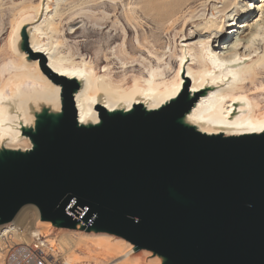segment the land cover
I'll return each instance as SVG.
<instances>
[{
	"label": "water",
	"instance_id": "water-1",
	"mask_svg": "<svg viewBox=\"0 0 264 264\" xmlns=\"http://www.w3.org/2000/svg\"><path fill=\"white\" fill-rule=\"evenodd\" d=\"M23 39L31 54L25 31ZM45 64L43 54L42 70L62 84V115L27 132L29 152L0 153V226L34 205L43 220H87L165 264H264V133L185 126L186 96L148 112L98 106L101 123L79 126L78 83Z\"/></svg>",
	"mask_w": 264,
	"mask_h": 264
},
{
	"label": "bare ground",
	"instance_id": "bare-ground-1",
	"mask_svg": "<svg viewBox=\"0 0 264 264\" xmlns=\"http://www.w3.org/2000/svg\"><path fill=\"white\" fill-rule=\"evenodd\" d=\"M91 1L99 7H108V3L111 2L110 0ZM198 1L189 0L188 3L184 2L185 4L182 2L174 14L168 16L169 20L174 17L173 21L178 20L176 16L180 13L186 16L180 33L191 22L196 23L197 19L194 17ZM204 1L205 8L210 3L218 2ZM54 4V0H48L46 3L48 14L43 7L41 8L40 0L22 4L14 12L12 22L10 21L11 33L7 39L10 57L2 62L10 68L4 74H0V153L29 152L34 148V143L27 132L35 133L38 126L46 119L56 124L62 115V84L59 79H54L42 70L43 54L47 57V64L44 65L46 69L78 83L79 87L74 90L73 99L79 126L90 127L101 123L98 106L103 107L109 114L117 112L127 114L135 105H140L148 112L160 110L172 104L180 96H186L192 101V105L178 119L185 126L193 127L206 135L225 137L264 133V81L260 80L264 78V47L259 50L258 47L253 46L255 39L264 42V16L252 25L249 23L250 16L246 14L249 7H260L261 13L264 14V4L258 6L252 4V0H248L242 8L220 12L219 16H215L212 11L211 17L203 18L204 23L202 20L201 24H195L191 32L192 37L179 45L183 48L184 54H181L179 48L178 53L175 54L177 67L170 77L164 72L165 66L168 65L167 58H163L165 52L158 54L154 44L146 38H141L136 31L131 49L134 52L147 53L148 57L154 58L157 64L155 66L149 64L148 68L143 65L145 74L132 75L130 84L126 81L125 69L128 62L126 57H121L123 54L131 55L126 44H122L119 51L116 50L117 47L106 49L103 55L105 64L99 68L93 61L76 58L71 51L65 52L60 49L61 39H55L53 34L57 31L55 18L61 13L57 5L53 6ZM116 8L117 6L114 5L113 10L116 11ZM234 11H236L235 15H232ZM245 15L247 17L242 20L243 23L235 25V21ZM91 17L94 21L101 22L104 18H109L107 14L99 18L94 13ZM128 17L134 18L132 15L125 16ZM234 27L238 29L235 30ZM131 28L132 26L125 28L127 33ZM247 29L250 33L244 36L243 33ZM24 31L29 40L30 53L36 55L34 58L23 49ZM77 31L78 28L70 33L74 34ZM205 34L207 35L204 39L195 38L203 37ZM256 43L259 45V42ZM242 49L244 52L241 53ZM249 54L252 58H256L250 57L251 60L239 65L238 60L249 59ZM183 55L184 58L186 57L184 60H182ZM139 58L141 65L147 60V57L142 55H139ZM116 61L120 64L119 68H123L118 79L112 74ZM189 84H191L190 89H188ZM31 206L37 213V219L30 234L35 231V234L38 233L46 238V234L40 233L42 227L63 230L59 234V244L62 243L64 252H69L76 243L88 241L97 245L101 248V253L110 257L108 264H165L166 262L164 256L146 249L139 251L133 243L120 236L89 227L87 220H81L71 228H62L61 220H43L39 216L38 209L34 205ZM24 208L5 226L14 225L12 231L21 229L19 227L23 226L24 216L21 214ZM21 240L27 241L23 238Z\"/></svg>",
	"mask_w": 264,
	"mask_h": 264
},
{
	"label": "rangeland",
	"instance_id": "rangeland-1",
	"mask_svg": "<svg viewBox=\"0 0 264 264\" xmlns=\"http://www.w3.org/2000/svg\"><path fill=\"white\" fill-rule=\"evenodd\" d=\"M110 1L113 4L109 2L107 5L108 7H99L98 5L94 4V1L91 0H54L55 4L53 6L57 5L59 8V13L61 14H59V16H56L55 18L57 33L55 32L53 36L55 39H61L59 41L62 42L60 46V49L62 51L67 52L68 50L71 51L73 56L76 58H84L86 61L90 62L93 61L94 64H98V68L102 67V65L105 64L103 55L109 48L117 47V49H115L119 51V48L122 47V44H126L125 46L130 51L131 55L128 56L123 54L121 55V57H126L125 59L128 62L125 70L127 73L126 81L130 84L132 75L145 74L144 66L145 68H148L149 64H152L153 66L157 64L156 60L154 58L148 57L147 53H144L142 51L134 52L131 49V44L134 43V36L136 31H138L141 38H146L147 41H150V43L154 44V46L158 49V54L165 52V56L163 58H167L166 61L168 62V65L165 66L164 72L167 77H170L171 75H173V71L177 67V57L175 56V54L178 53L179 48H181L180 46L182 44V41L188 40L192 37L191 32L195 24H201L202 20V23H204L205 20L203 18L211 17L212 11H214L215 16H219L220 12H229L230 10H236V8H242V5L248 0H225V3H221V0H217L218 2L210 3L206 8L205 1L199 0L197 2L198 7L195 11V15L197 17H194V19H197L196 23L191 22L183 28L181 33L180 29L182 26V22L184 21L186 16H182L180 15V13L176 16L178 20L175 21H173L174 17L169 20L168 16L170 14H174V11L179 6H181L182 2L188 3L189 0ZM258 1L259 0H252V4L255 3L258 6L264 4V2ZM31 2H34V0H0V74H4L6 70L10 68L9 65L3 64L2 62L8 60V58L10 57L7 39H9L11 33L10 23L12 22L11 19L14 17L13 14L22 4ZM47 2L48 0H40L41 8L43 7V9H45L46 14L49 13L46 10ZM184 4H182V6ZM114 5L117 6L116 11L113 10ZM235 12L236 11H234L232 15H235ZM93 13L99 18L104 14H107L109 18H104L102 22L100 20L94 21V19L91 17ZM246 14L250 16L249 23H251L252 25H255V23L261 20L264 16V14L260 11V7H249L248 13ZM131 15L134 16V18H125V16ZM247 15H245V17H243L242 19H237V21H235V25L241 22L243 23L242 20L246 19ZM228 16H230V14ZM75 18L76 20H74ZM100 22L101 24H103L101 25ZM95 23H97L99 26ZM105 26L107 27L104 28ZM130 26H132V28L131 31H129L130 33L128 32V34L125 28ZM77 28L78 31L76 33H70V31L76 30ZM234 29L236 30L238 28L234 27ZM262 31L263 30L261 29V32ZM248 33H250L249 29L245 30L243 35L246 36L248 35ZM206 35L207 34L203 35V37L196 36L195 38L198 39V37H201V39H204ZM111 38H113V40H111ZM254 42L255 44L253 46L258 47L259 50L264 47V42L256 39L254 40ZM256 42H259V45H257ZM132 51L134 53H132ZM180 52L181 54H184L183 48H181ZM240 52H244V49L240 50ZM139 55L147 57V60L143 61L142 65L139 63V61H141ZM250 57L251 59L256 58H252V56L250 55L249 59L247 60H238L239 65H242L245 62L251 60ZM45 58L47 59L46 56ZM185 58L183 55L182 60H184ZM130 59L133 61V63H131L132 61ZM119 66L120 64L118 63V61H116V63L114 64L115 68L112 69V74L114 78L116 77L117 79L118 77L120 78V75L123 72V68H119ZM260 80L264 81V78H260ZM190 86L191 84H189L188 89H190ZM36 214V211L34 210V208H32L31 205L25 206L22 211L21 216H24L22 220L23 226L19 228L24 229V238L27 240H29L30 237V230L34 229L35 220L37 219ZM37 229H41V227H37ZM34 232L35 231H33V233ZM62 232L63 230H59L53 227H42L40 232L41 234H46V238L49 239L48 241L53 245L55 250L54 252H52V254L57 259L56 264H66V261H68V259H70V261H68L67 264H108L110 262V257L101 253V248L93 243H89L88 241L76 243L69 251L71 253L64 252V250H62V243L60 242L59 244V234H61ZM141 250L142 249H139V251ZM0 264H5L4 257L1 252Z\"/></svg>",
	"mask_w": 264,
	"mask_h": 264
},
{
	"label": "built area",
	"instance_id": "built-area-1",
	"mask_svg": "<svg viewBox=\"0 0 264 264\" xmlns=\"http://www.w3.org/2000/svg\"><path fill=\"white\" fill-rule=\"evenodd\" d=\"M14 225L0 226V252L5 264H56L54 247L47 238L31 233L29 240L24 237V229L12 231Z\"/></svg>",
	"mask_w": 264,
	"mask_h": 264
}]
</instances>
